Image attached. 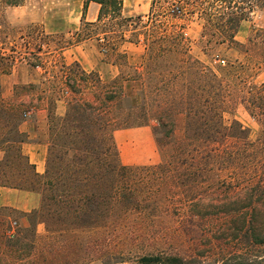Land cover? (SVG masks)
<instances>
[{"label":"trees","instance_id":"16d2710c","mask_svg":"<svg viewBox=\"0 0 264 264\" xmlns=\"http://www.w3.org/2000/svg\"><path fill=\"white\" fill-rule=\"evenodd\" d=\"M83 1L84 10L90 3L100 6L97 21L83 22L76 41L64 43L57 53L99 38L107 61L113 56L114 62L125 65L126 55L120 50L124 43H132L144 49L141 71L103 82L97 74H87L77 65L66 66L59 60L62 87L56 99H49L48 123L49 140L54 122L62 124L58 136L65 168L54 172V145L49 141L47 169L44 175H33L34 186L6 185L38 193L40 210L52 212H45L49 218H92L94 211L99 218H119L117 215L128 213L133 199L125 176L134 171L156 172L162 178L150 195L163 199L168 209L176 210L182 218L226 219L209 224L204 236L191 239L189 255L146 251L139 247L141 240L108 234L97 244L102 251L101 264L124 262V253L105 250L117 241L138 250L134 264H264V85L241 82L239 69L212 68L193 58L184 26L172 22L197 20L201 26L198 43L204 55L226 46L245 59L255 58L264 64V28L252 29L244 45L236 40L243 23L258 12L264 13V0H175L176 4L158 13L155 20L156 0H152L146 20L124 15L122 0ZM25 2L0 0V28L5 25V11ZM157 18L164 21L157 24ZM42 47L32 54L0 51V60L5 62L1 71L9 72L18 62L43 70ZM155 76L160 77L156 86L147 83L149 77L156 80ZM91 77L96 79L93 84ZM148 87L158 99H165L154 112L158 115L155 135H159L156 140L162 161L147 167L125 166L117 159L114 133L149 122ZM60 99L67 103L62 117L54 111L55 100ZM233 105H241L258 122L254 141L239 122L224 119ZM177 115L184 116L183 136L178 140L174 138ZM95 144L99 153L96 160ZM85 225L104 231H117L122 226L114 221ZM85 255L84 264L93 261Z\"/></svg>","mask_w":264,"mask_h":264},{"label":"rangeland","instance_id":"374dc122","mask_svg":"<svg viewBox=\"0 0 264 264\" xmlns=\"http://www.w3.org/2000/svg\"><path fill=\"white\" fill-rule=\"evenodd\" d=\"M174 1L156 0L154 20L158 13L172 8V5L176 4ZM73 6L74 4L70 3L69 0H26L22 7L5 11V25L0 28L1 52L4 51L9 54L10 51L16 50L20 54L25 52L32 54L36 53V48L39 45L43 46L42 58L44 66L43 70L41 68L39 70L47 77L43 90L45 89L49 92L50 100H54L59 96L58 91L62 87L61 82L63 81L61 77L63 70L58 63L59 54L57 50L59 47L64 46L66 42H75L77 39L76 34L79 32L77 30L63 31L61 29L65 21L67 24H72L73 19L76 18V11L73 10ZM70 8L73 11L72 15L68 14ZM48 13L51 14L50 18H53L50 24V31L45 29L43 23ZM61 14H66L67 17L58 18L59 15V17H63ZM131 16L139 17L137 15ZM162 19L157 18V24ZM172 22L177 27L184 26V35L188 40L191 50L190 54L193 58L212 68L229 69L233 67L234 71L239 69L238 73L241 74V82L246 81L257 86L264 85V64L258 62L257 59H245L244 55L240 54L236 49L226 46L217 47L208 56L204 55L198 43L201 26L197 20L183 21L175 19ZM263 28L264 13L258 12L253 15L250 21L241 25L236 40L244 45L250 37L252 29ZM61 36L64 39H61ZM98 39L93 38L91 41L99 49L101 42ZM140 48L143 50L142 46ZM109 58L113 60L115 57L111 56ZM220 61H224V64H221ZM117 63L120 67L119 62ZM131 64L133 63L121 65L119 70L122 75L135 76L138 69L140 70L139 64L137 66ZM155 78L157 79L152 80V77L151 79L149 77L147 83L156 86L157 82L160 81V77L155 76ZM90 79V84L96 82L94 77ZM111 79H113L111 73L103 74V82H110ZM23 92L20 90L18 93L22 94ZM161 101L164 103L165 99H158L153 90L148 87L149 122L141 127L121 129L114 133L117 159L122 165L147 167L157 165L162 161V152L156 140L157 138L159 139V135H155V129H157V126L159 127L157 120H155L158 115L154 113L159 110ZM229 112L224 116L227 123L232 120L239 122L249 131L250 140L254 141L259 132L258 122L241 105H233ZM20 113V110H15L8 116L11 121L9 128L10 137L14 141L18 139L15 134V123L19 121ZM54 125L53 131L55 135L52 133L49 141L54 145L52 168L54 172H57L65 168L66 159L62 150V140L58 136L62 124L55 121ZM183 130L184 116L177 115L175 117L174 138L177 140L182 138ZM159 131L163 132L164 130L161 127ZM97 147L98 145L95 144L94 148L97 152L94 154V160L99 156ZM22 165L25 168L24 172H26L23 178L24 184L28 183L29 187H33L35 180L33 173L26 165L23 163ZM93 173L97 174V171L95 170ZM161 178V175L152 171H134L126 175L125 179L132 190L133 199L128 208V213L117 215L119 218H99L96 211L91 215L92 218H49L50 215H46L45 212L49 214H52V212L47 210L43 212L39 208L36 213L26 217L27 225L19 227L13 238L1 235L0 264H84L83 259L87 256L85 254H88L93 260L86 264H101L99 256L102 251L97 244L110 234L141 240L139 247L146 251L163 250L165 253L170 254L189 255L192 251V247L189 246L191 239L204 236L208 231L207 226L209 224H215L226 218H182L181 214L176 213V210L168 209V203H165L163 199H156L150 195L158 188ZM94 202L96 203V199ZM94 205L96 209L97 204ZM262 211L264 212V207H262ZM104 221L118 222L124 228L121 226V229L117 231H104L99 228L89 229L84 227L87 226L85 225L86 222L100 224ZM87 246H90L91 250H87ZM121 248H123L122 251H120ZM105 250L113 254H125L124 262L115 264H134V258L138 252L137 249L123 246L119 241H117V244L112 243ZM18 256L20 260H17Z\"/></svg>","mask_w":264,"mask_h":264},{"label":"crops","instance_id":"0c3cea01","mask_svg":"<svg viewBox=\"0 0 264 264\" xmlns=\"http://www.w3.org/2000/svg\"><path fill=\"white\" fill-rule=\"evenodd\" d=\"M73 3L76 18L72 24L65 21L61 29L80 31L82 23H95L98 18L100 6L90 3L84 10L83 0H69ZM123 14L129 17L137 15L146 18L149 14L152 0H122ZM69 15L73 14L72 8ZM65 18L66 14H61ZM48 13L43 20L45 29L50 31L53 18ZM55 17V15H54ZM80 24V27H79ZM70 33V32H69ZM140 45L124 43L120 52L126 55V62L137 66L142 63L144 49ZM91 40H84L77 45L67 47L59 54V60L66 66L77 65L87 74L95 73L103 81V74L111 73L113 79L119 77L121 72L117 62L107 61L105 56ZM131 60V62H130ZM5 62L0 60V237L7 236L6 231L15 222L19 227L27 225V216L40 207L41 197L20 187H11L23 184L25 177L22 163L36 175H44L47 169L49 154V123L48 102L49 92L43 90L47 77L39 69H34L24 62L15 63L9 72H2ZM120 64V62H119ZM138 68V67H137ZM136 68V69H137ZM111 79L110 81H112ZM24 91L22 94L18 92ZM55 114L64 116L67 103L64 99L55 100ZM20 110V119L15 123L16 141L10 137V113ZM27 113L24 118L23 114ZM3 169V170H2Z\"/></svg>","mask_w":264,"mask_h":264},{"label":"built area","instance_id":"2783aa9c","mask_svg":"<svg viewBox=\"0 0 264 264\" xmlns=\"http://www.w3.org/2000/svg\"><path fill=\"white\" fill-rule=\"evenodd\" d=\"M221 64H224V61H220ZM27 116V113L23 114V117L25 118ZM18 229V226L15 222H13L10 227L7 229L6 234L7 237L13 238L16 235V231Z\"/></svg>","mask_w":264,"mask_h":264}]
</instances>
